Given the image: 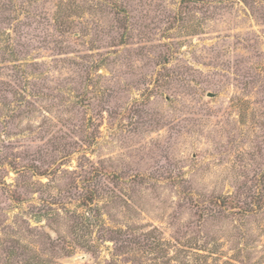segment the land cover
<instances>
[{
    "label": "rangeland",
    "instance_id": "obj_1",
    "mask_svg": "<svg viewBox=\"0 0 264 264\" xmlns=\"http://www.w3.org/2000/svg\"><path fill=\"white\" fill-rule=\"evenodd\" d=\"M0 264H264V0H0Z\"/></svg>",
    "mask_w": 264,
    "mask_h": 264
},
{
    "label": "water",
    "instance_id": "obj_2",
    "mask_svg": "<svg viewBox=\"0 0 264 264\" xmlns=\"http://www.w3.org/2000/svg\"><path fill=\"white\" fill-rule=\"evenodd\" d=\"M209 96H213L212 94H209Z\"/></svg>",
    "mask_w": 264,
    "mask_h": 264
}]
</instances>
